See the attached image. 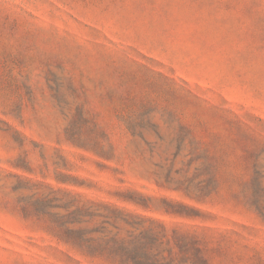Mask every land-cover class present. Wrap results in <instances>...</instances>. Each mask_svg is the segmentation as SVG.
<instances>
[{
	"label": "rangeland",
	"instance_id": "374dc122",
	"mask_svg": "<svg viewBox=\"0 0 264 264\" xmlns=\"http://www.w3.org/2000/svg\"><path fill=\"white\" fill-rule=\"evenodd\" d=\"M99 204L264 264V0H0V264Z\"/></svg>",
	"mask_w": 264,
	"mask_h": 264
},
{
	"label": "trees",
	"instance_id": "16d2710c",
	"mask_svg": "<svg viewBox=\"0 0 264 264\" xmlns=\"http://www.w3.org/2000/svg\"><path fill=\"white\" fill-rule=\"evenodd\" d=\"M169 204L172 208L191 209L178 202ZM90 209L77 208L75 219L62 221L63 231L58 235L65 246L83 259L98 264H208L202 244L186 231H169L161 222L135 217L108 204L97 205L93 212ZM166 212L188 216L178 210L166 209ZM84 217H96L100 222L91 228L72 230L67 227L85 223ZM147 221H151L152 226L145 227Z\"/></svg>",
	"mask_w": 264,
	"mask_h": 264
}]
</instances>
